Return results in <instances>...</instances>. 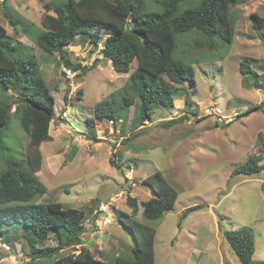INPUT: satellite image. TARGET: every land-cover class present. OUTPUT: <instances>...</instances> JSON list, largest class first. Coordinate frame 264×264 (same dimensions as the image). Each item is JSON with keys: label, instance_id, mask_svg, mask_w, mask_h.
I'll return each mask as SVG.
<instances>
[{"label": "rangeland", "instance_id": "1", "mask_svg": "<svg viewBox=\"0 0 264 264\" xmlns=\"http://www.w3.org/2000/svg\"><path fill=\"white\" fill-rule=\"evenodd\" d=\"M0 1L6 6L0 8V25L36 57L55 100L51 141L39 148L42 163L35 174L46 191L35 203L54 202L84 211L83 246L101 261L131 257L134 240L117 221L118 212L131 215L126 204L130 197L138 205L133 218L156 233L155 264H240L224 238L225 232L240 229L252 232L254 264H264V30L260 26L254 30L251 18L252 14L264 18V0L231 7V43L214 38V46L208 48L207 40L195 30L175 35L172 58L193 68L195 82L178 86L172 107L153 109L151 120L138 130L136 101L122 122L105 119L96 121L93 128L88 124L95 106L107 104L122 110L121 96H135L122 88L137 67L136 61L128 74H116L99 54L104 39L95 50L81 36L63 49L71 62L88 70L67 71L59 54L48 56L40 51L31 38L15 34L3 16V12L14 13L40 28L46 14L43 3ZM144 3L146 11H160L154 0ZM244 58L254 62L251 67L258 80L239 74ZM253 107L259 110L242 117ZM184 114L187 119L181 123L160 127ZM1 133L10 150L7 157L25 161L29 139L18 115L10 116ZM251 156L259 160L262 171L251 177H231L233 169ZM110 159L119 170L110 166ZM3 168L0 159V171ZM157 171L177 192V200L160 219L146 221L140 204L155 195L142 181ZM195 206L202 209L182 217ZM44 244L58 246L54 236ZM13 245L10 249L0 243V264L49 263L30 262L24 244L16 241ZM73 253L79 251L63 249L58 257Z\"/></svg>", "mask_w": 264, "mask_h": 264}, {"label": "trees", "instance_id": "2", "mask_svg": "<svg viewBox=\"0 0 264 264\" xmlns=\"http://www.w3.org/2000/svg\"><path fill=\"white\" fill-rule=\"evenodd\" d=\"M44 1L40 0L46 11L40 28L14 13L3 12V16L8 19L15 34L31 38L40 51L48 56L59 54L67 71L88 70L79 63L71 62L63 49L81 36L95 50L104 39L99 54L110 62L116 74H128L131 64L136 61L137 67L122 88V91L131 90L135 96H121L122 110L107 104L95 106L93 118L88 120V124L93 128L96 121L105 119L113 124L122 122L128 108L136 101L135 129L138 130L151 120L153 109L172 107L178 86L195 82L193 68L172 58L175 35L195 30L207 40L205 45L208 48L214 46V38L231 43L234 34L231 7L244 5L247 0H198L194 5L190 4L192 0H154L160 7L159 12L146 11L144 0ZM1 7L6 8L4 1H0ZM251 18L254 30L258 26L264 30V18L257 14H252ZM252 63L251 59L244 58L239 64V74L258 80L259 75L252 69ZM62 74L65 75V72ZM77 95L80 99L81 92ZM13 106L15 109L12 112ZM54 107V97L44 81L36 57L0 25V159L4 160V168L0 171V243L10 249L14 248L16 241L24 244L27 250L25 256L30 262L155 264L156 233L133 218L138 210L134 198L126 199L131 215L118 212L117 216L123 232L134 240L131 257L118 256L112 262L96 259L83 246V235L86 233L84 211L54 202L35 203L46 191L35 174L42 163L39 148L51 141L49 125L53 120ZM258 110L259 107H253L241 115L247 117ZM12 114L18 115L20 126L29 139L23 162L7 157L10 150L1 133ZM186 119L184 114L177 120L162 123L160 127L168 129ZM109 163L111 167L120 169L113 159ZM262 168L259 160L251 156L233 169L231 177H251L260 173ZM142 183L151 189L155 197L140 204L141 216L146 221L158 220L174 207L177 192L158 171ZM201 209L202 206L188 208L182 217ZM51 236L57 239L58 246L44 244ZM224 238L240 264H254V238L250 230L225 232ZM63 249L78 250L79 253L58 257Z\"/></svg>", "mask_w": 264, "mask_h": 264}, {"label": "built area", "instance_id": "3", "mask_svg": "<svg viewBox=\"0 0 264 264\" xmlns=\"http://www.w3.org/2000/svg\"><path fill=\"white\" fill-rule=\"evenodd\" d=\"M219 110H217V112H218Z\"/></svg>", "mask_w": 264, "mask_h": 264}, {"label": "clouds", "instance_id": "4", "mask_svg": "<svg viewBox=\"0 0 264 264\" xmlns=\"http://www.w3.org/2000/svg\"><path fill=\"white\" fill-rule=\"evenodd\" d=\"M103 58V57H102Z\"/></svg>", "mask_w": 264, "mask_h": 264}, {"label": "water", "instance_id": "5", "mask_svg": "<svg viewBox=\"0 0 264 264\" xmlns=\"http://www.w3.org/2000/svg\"><path fill=\"white\" fill-rule=\"evenodd\" d=\"M102 57V56H101Z\"/></svg>", "mask_w": 264, "mask_h": 264}]
</instances>
